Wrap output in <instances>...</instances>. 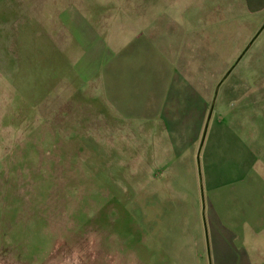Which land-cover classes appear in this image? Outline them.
Masks as SVG:
<instances>
[{
	"label": "rangeland",
	"instance_id": "rangeland-1",
	"mask_svg": "<svg viewBox=\"0 0 264 264\" xmlns=\"http://www.w3.org/2000/svg\"><path fill=\"white\" fill-rule=\"evenodd\" d=\"M172 1L175 4L169 5V10L165 4L147 9L144 4L121 5V0L53 3L55 8L70 3L94 20L99 31H107L109 41H124L132 28L144 27L147 20H156L158 15L163 22H154L152 32H160L162 25L167 29L169 25L163 32H178L180 27L183 32H193L189 28L195 16L199 24L208 22L209 27L198 32L210 34L207 39L213 42L218 54L214 63L219 66L209 117L220 108L226 109L225 93L237 95L243 81H258L253 66L264 56L260 51L264 50V22L248 32L250 22L238 5L235 18L229 16L222 22L225 18L221 13L226 16L223 7L221 10L212 0ZM51 2L41 1L42 15L49 16L54 7ZM25 3L12 0L14 8L31 10L25 13L27 19L35 18V6ZM166 14L171 21L163 19ZM27 24L26 32H0V264H177L170 259L173 254L168 241L179 239L180 232L184 235L176 223L183 206L177 197L172 198L174 194L166 199L148 197L144 190L151 181L150 173H161L162 166L154 164L165 157L158 148V137L153 146L152 134L124 130L112 134L117 154L115 149H104L105 144L102 151L98 138L111 135L101 130L105 115L87 108L74 117L80 127L73 131L68 126L73 117L66 109L67 100H72L75 89L82 86L72 68L73 55H80L82 48L74 51L72 46L67 47V32H49L48 21L38 22L39 32H35V22ZM226 64L235 68L220 82L228 70L221 73ZM205 72L209 74L210 70ZM251 111V145L260 151L264 146L263 127L253 114L256 109ZM137 137L150 145L145 150L151 166L142 163L134 145ZM250 159L253 174L257 168L255 154ZM252 190L251 203L259 204V185ZM201 206L205 220L202 196ZM254 214L251 210L252 217ZM192 228L189 237L194 238ZM203 230L209 247L206 224ZM248 252L255 257L249 246ZM207 262L211 264L209 257Z\"/></svg>",
	"mask_w": 264,
	"mask_h": 264
},
{
	"label": "crops",
	"instance_id": "crops-1",
	"mask_svg": "<svg viewBox=\"0 0 264 264\" xmlns=\"http://www.w3.org/2000/svg\"><path fill=\"white\" fill-rule=\"evenodd\" d=\"M25 1L35 6V18L25 17L28 8H14L12 0H0V32H26L29 21L35 22V32H39L38 22L48 21L49 32H67V47L72 46L74 51L82 48V53L72 58V68L82 86L75 89L72 100H67V114L73 117L68 126L75 132L80 127L74 120L80 109L103 112L106 121L99 129L111 135L101 136L97 142L102 151L105 144L104 149L111 152L115 149V154L116 138L112 134L124 130L152 134L153 146L158 137V148L165 157L154 164L162 166L161 173L151 172V181L144 190L148 197L166 199L174 194L172 198L177 197L183 206L177 212L180 213L178 221L174 222L179 223L184 235L180 232L179 239H169L168 250L173 254L170 259L177 264H208V257L211 264H264V146L260 151L252 147L249 123L253 116L251 108H254L253 114L264 132V56L253 66L258 81L252 83L251 78L243 81L237 95L225 93L228 108L224 111L220 108L217 114L207 117L212 87L219 74V66L214 63L218 54L213 42L208 40L210 34L198 32L209 27L208 22L199 24L195 16L189 28L193 32H183L182 27L178 32H163L165 25L160 26V32H152L154 22L160 21L159 25L163 22L158 15L156 20H147L149 23L144 27L132 28V34L124 41H109L107 31H99L94 20L82 15L70 3L55 8L54 0H44L54 7L49 16H43L42 0ZM212 1L220 4L221 10L223 7L227 17L221 13L225 18L222 22L229 16L235 18L236 5L250 22L248 32H254L264 22V0ZM120 4H144L147 9H159L157 6L165 4L169 10L175 1L121 0ZM163 19L171 21L172 18L166 14ZM261 28L264 30V23ZM234 58L235 54L231 61ZM234 66L222 67L221 73L228 70L220 82ZM216 69L217 73H213ZM134 142L142 155V163L151 166L146 156L149 143L139 137ZM252 154L257 160L253 174ZM253 180L261 189L259 204L251 203ZM201 196L205 220L201 215ZM251 210L255 212L253 217ZM190 224L194 238L189 237ZM204 224L209 247L202 233ZM248 246L256 254L254 258Z\"/></svg>",
	"mask_w": 264,
	"mask_h": 264
}]
</instances>
